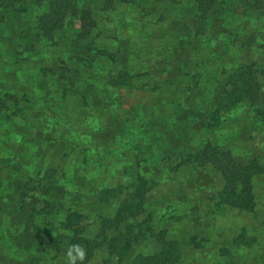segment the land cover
<instances>
[{"label":"rangeland","instance_id":"rangeland-1","mask_svg":"<svg viewBox=\"0 0 264 264\" xmlns=\"http://www.w3.org/2000/svg\"><path fill=\"white\" fill-rule=\"evenodd\" d=\"M89 1L75 19L96 20L91 44L67 30L57 35L66 44L52 49L0 52L14 93L0 101V138L12 143L0 144V264H36L44 246L43 264H65L59 259L71 245L86 250L77 264H158L166 259L154 252L173 242L174 264H264V5L215 0L202 15L196 0ZM107 10L113 26L105 30L96 15ZM22 15L14 41L24 43L37 16ZM236 69L257 78L260 104L228 96ZM47 88L57 92L50 104L58 132L45 137L54 127L41 122L25 134L47 105L40 99ZM82 152L90 163L80 165ZM72 164L85 181L72 200L84 213L106 212L112 228L122 213L102 188L138 174L139 186L149 181L143 212L128 222L136 243L94 255L88 230L59 224L57 214L76 219L65 204V193L81 185Z\"/></svg>","mask_w":264,"mask_h":264},{"label":"trees","instance_id":"trees-1","mask_svg":"<svg viewBox=\"0 0 264 264\" xmlns=\"http://www.w3.org/2000/svg\"><path fill=\"white\" fill-rule=\"evenodd\" d=\"M81 2H85L86 4L90 5L89 0H0V24L3 23L4 26H0V52L7 53L11 50H14L15 48H22L26 51L28 50L25 48L26 46L29 47V49L36 50V49H43L42 51H45V49H52V45H61L66 44L63 39L59 38L57 35L59 34H65V32L70 30L74 34H79V39L87 41L88 36L90 35L92 29L96 26V20L92 21V17L95 18L96 13H92V16H90L92 19L82 26L76 25V14L80 11L79 7H77ZM197 2V11L202 14H208V10H210L214 5L216 4L215 0H196ZM38 3V4H37ZM136 1H134V4ZM253 5L255 7L264 5V0H253ZM94 9V8H93ZM95 10V9H94ZM89 12V9L86 10ZM104 12L103 14H99L96 17H99L101 20V25L104 27L105 30L110 29V26H113V19L110 17V12ZM90 12H96V11H90ZM35 14L36 18V24L31 28V32L34 35L33 38L35 40H25L24 43L18 39L17 42H15L16 34L18 32V26H15L17 23V19H15L16 15L26 14V15H32ZM31 16H29L30 18ZM14 18V20H13ZM204 31V27H199ZM8 30V31H7ZM9 35H5V34ZM15 35V36H13ZM21 35V34H19ZM31 35V34H30ZM94 37H96L94 35ZM61 39V40H60ZM77 39V38H76ZM15 40V41H14ZM13 41V42H12ZM90 42L91 41H87ZM20 53V52H19ZM94 64V62H92ZM52 70V69H51ZM229 82L233 83L232 91L228 94L231 98H233V103L235 100L239 102H248L250 104H260L262 102V95L259 92V82L255 76L252 77H244L242 73L236 69L233 72L229 73ZM46 75V74H45ZM6 79L1 75L0 72V101L4 99L6 96H10L14 93L8 91V85H7ZM71 84V83H70ZM61 90L64 93L67 91ZM66 94V93H65ZM64 94V96H65ZM4 95V96H3ZM57 92L53 88H47V91L45 93H42L40 96L41 103L47 105L45 107H42L40 109V114H37L34 110L33 118L31 120V127L29 125H25V134H34L37 131H34V127L41 122L46 123L47 125L50 124L54 127L53 130L45 131L48 135L45 134V137L51 138L50 135H55L58 132L57 125L58 121L57 118H54L55 116L54 109L52 107V104L55 100H57ZM230 99V98H229ZM21 109V108H20ZM47 109H51V111H47ZM53 110V111H52ZM102 113V111H100ZM3 113L2 109L0 108V114ZM13 112H9V114H12ZM96 117L97 119L100 118V114ZM5 114V110H4ZM16 115V112L14 113ZM104 116V114L102 113ZM92 116V115H90ZM14 116H12L13 118ZM105 117V116H104ZM105 123V122H101ZM42 125V124H40ZM104 128V126H102ZM95 133V131H91ZM102 134V132H99ZM44 136H35L33 139L36 140V144L40 143L42 144ZM11 143L10 140H5L0 138V144L2 143ZM54 143V142H53ZM12 144V143H11ZM6 147V146H5ZM7 147L12 148L11 145H8ZM36 151L38 148L33 146ZM17 148L13 151L11 161H17L18 156L16 152ZM38 153L43 156L41 152ZM80 160L79 163L81 164H88L91 162L90 157L87 155V153L82 152L81 156H79ZM37 160H42L36 156ZM6 160L0 159V164H5ZM70 162V161H69ZM30 164V162H29ZM73 170L70 173V176L72 179H74L75 183L80 182L81 185H78L74 188H70V191H68L66 194V197H68V202L65 203L67 207V210L69 212H72L73 214H76V219L73 222L69 221L70 216L64 215L59 216L58 219L60 225H65L66 222L69 223L71 226H75L76 229L81 230H88L90 232L88 239L86 240V246L88 249V253L96 255L97 253L101 251H110L112 253H116L117 250H119L123 244L132 245L135 240L133 239V235L135 234L134 229L135 227L132 223H128L129 220H133L135 217H137L140 213L143 211V203L145 199V194L147 192V189L149 188L148 185L149 181L147 180L148 184L139 186V182L142 179L141 174H138L137 178L135 177H125L126 181L124 179L122 182L117 183L112 186H104L102 190L105 194V201H110L111 203H115L117 210L119 213H122V216L118 218V220H115V226L112 228V222L113 219H111L110 215H108L106 212H97L94 213L93 211L87 210L85 213L82 209H78L80 203L75 202V199L72 200V197L74 194H76L79 190V186H84L85 181L84 178L80 175L76 174V169L79 167H76L75 164H72ZM129 165H126V168ZM28 171V175H30L33 170L32 167L29 169V167H26ZM47 170V169H46ZM45 172L41 173L42 175L46 174ZM258 170V169H257ZM30 171V172H29ZM255 171V170H254ZM252 173V172H251ZM25 175V174H24ZM85 187V186H84ZM13 189L16 190V186H13ZM37 189V188H36ZM101 190V191H102ZM17 191V190H16ZM123 191L126 192L125 196L119 198V193H122ZM39 194L38 191H34V195L36 196ZM25 198H27L28 193H25ZM118 198L120 200H118ZM32 210L28 209L27 213L31 214ZM74 223V224H71ZM126 223V224H123ZM151 224H149L150 226ZM134 226V227H133ZM152 226V225H151ZM95 245L94 247H89L90 244ZM151 243V242H148ZM173 245V247H172ZM163 246V245H162ZM161 246V247H162ZM178 247L177 243H169L168 245L163 246L162 248L158 249L157 252H154V254L160 259L161 257L165 258L166 261L158 262L161 264H174L173 257L177 256ZM47 250L46 246H44V249L42 251L41 255H37L39 258L36 264H43L44 259L47 257ZM173 256V257H172ZM61 263L68 264V258L65 259H59ZM58 260V261H59ZM130 264H142L141 262H138L137 260H132Z\"/></svg>","mask_w":264,"mask_h":264},{"label":"clouds","instance_id":"clouds-1","mask_svg":"<svg viewBox=\"0 0 264 264\" xmlns=\"http://www.w3.org/2000/svg\"><path fill=\"white\" fill-rule=\"evenodd\" d=\"M86 250L81 245H71L67 252L68 264H77L85 260Z\"/></svg>","mask_w":264,"mask_h":264}]
</instances>
